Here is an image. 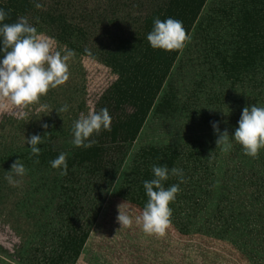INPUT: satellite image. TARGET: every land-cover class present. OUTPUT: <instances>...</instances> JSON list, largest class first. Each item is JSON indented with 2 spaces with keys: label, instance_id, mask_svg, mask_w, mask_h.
Returning <instances> with one entry per match:
<instances>
[{
  "label": "rangeland",
  "instance_id": "1",
  "mask_svg": "<svg viewBox=\"0 0 264 264\" xmlns=\"http://www.w3.org/2000/svg\"><path fill=\"white\" fill-rule=\"evenodd\" d=\"M41 1L44 5L55 3ZM226 1L206 0L201 16ZM57 2L72 21L86 27L95 47L107 42L106 28L112 26L114 34L127 32L125 25L110 23L103 17L109 12L106 0ZM121 2L120 13L127 12L134 18L157 0ZM108 17L112 15L109 13ZM38 32L53 38L58 50H73L75 57L69 61V80L50 89L39 104L26 109L25 119L17 118L12 111H0L1 264H54V245L65 226L60 206L50 197L48 187L37 189L28 168L24 176H16L11 165L18 159L4 160V156L29 147L27 141L32 135L46 131L59 147L71 149L74 122L95 108L98 93L115 78L99 60L57 42L52 28L41 26ZM189 35L191 41L180 52L159 94L170 95L182 106L177 111L152 113L147 119L92 227L99 240L96 251L117 258L125 244H132L127 235L136 240L141 235L160 246L166 239H178L200 252V264H264V148L253 158L232 138L244 107H264V79L231 85L216 72L214 60L207 55L197 33L193 30ZM187 103L191 108L207 107L217 112L219 121H202L196 113L192 117L193 112L183 105ZM65 104L68 110L58 113ZM41 105H47V109L40 111ZM214 122L219 133L213 128ZM44 124L48 127L44 128ZM225 130L232 144L228 152L216 144ZM153 165L168 167L165 188L173 184L180 188L169 205L172 223L163 237L144 233L135 222L148 200L143 182L154 178ZM172 168L182 170L183 182L180 176L171 174ZM8 175H13L19 185L10 184L5 178ZM119 206L133 218L130 228L121 227L117 221ZM181 228L184 235L179 233Z\"/></svg>",
  "mask_w": 264,
  "mask_h": 264
},
{
  "label": "trees",
  "instance_id": "2",
  "mask_svg": "<svg viewBox=\"0 0 264 264\" xmlns=\"http://www.w3.org/2000/svg\"><path fill=\"white\" fill-rule=\"evenodd\" d=\"M54 1L52 5H44L41 0H0V9L8 13L4 23H15L20 17H27L37 30L41 26L52 28L57 42L86 55H89L85 52L88 49L91 58L105 64L116 78L93 106L97 112L102 108L109 110L111 130L94 133L90 138L94 141L91 147L72 145L68 150L59 147L47 131L37 133L44 141L37 145L41 149L38 156L32 154L30 145L6 154L3 159L22 161L32 173L36 188L42 191L48 187L50 197L60 206L65 225L59 231L51 258L54 264H75L147 119L152 113L177 111L182 106L170 95L159 96L181 51L151 47L147 35L154 27V19L163 21L171 17L182 21L188 34L194 30L207 48V55L214 60L216 72L231 85L259 83L264 79V0H227L202 16L206 0H157L134 18L127 12L120 13L121 0H106L109 12L103 17L110 23L125 25L127 32L114 34L112 26L106 28L107 42L99 47L91 43L92 36L86 27L72 21L66 10L58 7L57 0ZM37 2L43 7L36 8ZM109 13L112 18L108 17ZM3 58L4 53L0 51V61ZM183 105L193 112L192 117L196 113L202 121H219L220 115L207 107L197 109L189 107V103ZM61 153L67 154L68 165L67 175L63 176L60 174L63 169L51 166V161ZM94 235L96 231L92 232L89 242Z\"/></svg>",
  "mask_w": 264,
  "mask_h": 264
},
{
  "label": "clouds",
  "instance_id": "3",
  "mask_svg": "<svg viewBox=\"0 0 264 264\" xmlns=\"http://www.w3.org/2000/svg\"><path fill=\"white\" fill-rule=\"evenodd\" d=\"M36 8H42L41 3H35ZM8 13L0 9V41L3 48L4 58L0 61V111H12L17 118L25 119L32 105L40 103L42 96H46L50 89L65 84L70 78L69 61L75 57L71 49H57L53 38L38 32L32 26L27 17H20L15 23H4ZM147 40L154 49L165 51H182L191 36L183 26V22L167 18L154 19V27L147 35ZM85 52L91 55L88 49ZM69 106L63 105L58 113L66 112ZM47 105H41L40 111H45ZM112 117L107 108L99 112L90 110L87 115L81 114L73 124L72 143L76 147H91L94 141L90 138L93 134H99L102 130H111ZM238 127L234 132V140L243 146L246 155L253 158L258 157L260 149L264 148V107L251 105L244 107L238 121ZM47 128L48 125H42ZM214 130L219 133L217 124L213 123ZM87 141V142H86ZM31 152L39 155L43 138L40 135H32L28 139ZM217 146H223L222 150L228 152L232 144L227 130L220 133L216 140ZM51 166L63 169L60 174L67 175V154L61 153L51 161ZM11 170L16 176H24L27 169L19 160L11 165ZM154 178L143 182L147 203L139 216L135 217L136 224L142 227L144 233L163 237L171 226L172 209L170 203L174 202L180 191L179 185L173 184L165 188L164 181L169 179L167 166H156L152 168ZM172 175H178L183 182V172L172 168ZM10 184L18 186L19 181L13 175L5 177ZM117 221L121 227L130 228L133 218L122 211L119 206Z\"/></svg>",
  "mask_w": 264,
  "mask_h": 264
},
{
  "label": "crops",
  "instance_id": "4",
  "mask_svg": "<svg viewBox=\"0 0 264 264\" xmlns=\"http://www.w3.org/2000/svg\"><path fill=\"white\" fill-rule=\"evenodd\" d=\"M184 231L180 229L179 233L184 235ZM91 235L92 231L75 264H200V252L192 247H186L178 239H166L165 244L160 246L141 235L138 240L132 239L134 237L132 235H127L130 238L129 243L132 244H125L124 251L118 252L120 256L115 258L113 254L96 251L99 240L94 237L92 242H89ZM88 242L90 244L81 259Z\"/></svg>",
  "mask_w": 264,
  "mask_h": 264
},
{
  "label": "built area",
  "instance_id": "5",
  "mask_svg": "<svg viewBox=\"0 0 264 264\" xmlns=\"http://www.w3.org/2000/svg\"><path fill=\"white\" fill-rule=\"evenodd\" d=\"M115 78H116V76H115ZM115 78H114V79H115ZM114 79H113V80H114ZM113 80H111V81H110V82H109V83H108V84H107V85H106V86H105V87H104V88L98 93V96L104 91L105 88H107V87L109 86V84H110Z\"/></svg>",
  "mask_w": 264,
  "mask_h": 264
}]
</instances>
